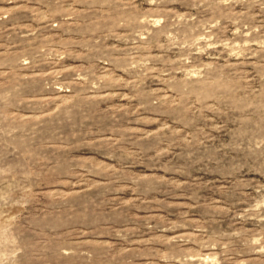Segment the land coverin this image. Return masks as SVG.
<instances>
[{
    "label": "rangeland",
    "instance_id": "1",
    "mask_svg": "<svg viewBox=\"0 0 264 264\" xmlns=\"http://www.w3.org/2000/svg\"><path fill=\"white\" fill-rule=\"evenodd\" d=\"M0 264H264V0H0Z\"/></svg>",
    "mask_w": 264,
    "mask_h": 264
}]
</instances>
